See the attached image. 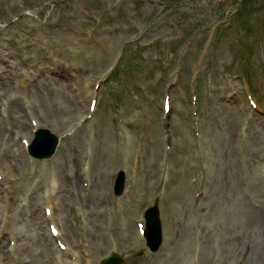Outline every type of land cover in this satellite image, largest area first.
Masks as SVG:
<instances>
[{"label":"rangeland","instance_id":"374dc122","mask_svg":"<svg viewBox=\"0 0 264 264\" xmlns=\"http://www.w3.org/2000/svg\"><path fill=\"white\" fill-rule=\"evenodd\" d=\"M242 1L0 0V18L13 13L0 21V264H53L45 256L51 242L58 246L49 207L33 190L40 184L44 195L53 179L63 221L67 195L76 199L86 184L97 189L88 206L98 202L101 216L84 211L95 217L92 233L80 241L66 227L65 237L79 241L81 264H93L83 257L87 239L94 264L111 249L126 254L138 246L143 250L123 264H264V190L253 183L264 178V0L248 9ZM69 59L81 67L66 78ZM14 98L22 106L11 110L7 99ZM166 100L171 111L163 110ZM38 127L62 137L51 158L29 154ZM90 139L97 152L83 168L80 145ZM122 145L125 188L135 176L132 197L142 196L130 209L114 193L116 174L102 168ZM132 145L137 155L128 154ZM104 183L111 194L101 190ZM155 200L165 236L150 253L141 229Z\"/></svg>","mask_w":264,"mask_h":264},{"label":"bare ground","instance_id":"6f19581e","mask_svg":"<svg viewBox=\"0 0 264 264\" xmlns=\"http://www.w3.org/2000/svg\"><path fill=\"white\" fill-rule=\"evenodd\" d=\"M12 14L13 13H8L7 14L8 16L6 15L5 20H2L0 18V21L7 22V21L11 20L13 18ZM53 46H54L55 49L61 48V43L58 41L56 44L53 43ZM7 55L10 56L9 53ZM69 58H71V57L69 56ZM0 60H1V57H0ZM69 61H70V65L69 66L67 64L68 62H65V65L67 67L66 71L68 72V73L67 72L64 73L66 78H68L70 76L69 72L72 71L73 68L79 69V67H81L80 64L77 63V61H74V59H69ZM178 70H180V67H179ZM65 77L63 75L62 79H66ZM172 78H173V82H175L176 79H178V74L177 73L173 74ZM59 79H61V78H59ZM232 87L235 88V86L233 84H232ZM71 89H73V91H74L72 93L73 95H76V96L79 95V88L77 86L73 85L71 87ZM81 91L82 90H80V93H81ZM7 92H8V90L6 91V93ZM92 98L93 97H91L90 99H92ZM7 101H8L9 106L11 107V110H13L15 105H17L19 103L22 106V103L20 102V100L18 98H14L13 100L12 99L11 100L7 99ZM163 107H164V104H163ZM7 108H8V106H7ZM19 109L20 108H18V111H19ZM90 113H91L90 110L86 111V114H90ZM15 114H16L15 111H12V122L13 123L16 122V120L14 119ZM54 115L57 116L58 114L54 113ZM23 126H25V125H23ZM52 132H53L54 135H57V134H55V132L53 130H52ZM57 136H59V135H57ZM60 138H62V137H60ZM26 141L28 143L29 140H26ZM126 143L127 144H131V139L126 140ZM91 144H92V141L90 139L89 141L86 140L85 143L82 142V144L80 145V151H81V154H82V160L84 161V164L82 166L83 168H85L86 165H89V167H90V162H91L92 158L95 157V154L97 152L96 141L92 145ZM48 146H49V144L47 143V144H45L44 147H41V150L36 151V152H33V149H32V154L34 156H37V157H42L43 154L48 150L47 149ZM136 148H137V150H136ZM136 148H135V145H132L130 147V151H129L128 154H133L136 151V155H137L139 153V151H140V148H139V146H136ZM63 151H64V148L62 146L60 154ZM126 155L127 154L124 151L123 145L118 149V155H115V153H113V152H108V157H107V159L104 160L102 168L104 170H106L107 172H113L115 174H118L120 171H123L125 173L126 172V168H128V166H129L127 164L128 160H127V156ZM121 157H123V160L120 159ZM202 157L206 158V156L205 157L202 156ZM61 158H62V154L58 155L56 157L55 161L53 160L54 161V165H56L55 162L61 160ZM253 161H254V163L256 162V160H254L253 157H252V162ZM50 165H52V163ZM112 180H113V178H112ZM257 182L258 183H261V182L263 183V190H264V178L261 175H259L258 179H253V183H257ZM111 186H112V184L109 183V185L106 187V185L104 183L103 189H101V190H105L106 192L108 191V193L111 194V192H112ZM135 186H137V180L135 179V176H133V184L130 186V188L128 186L127 188L123 189V192H122V195H121L122 196L121 199H124V205H126L127 209H130L132 207H138L140 205L139 203L142 200L141 199V197H142L141 195H136L135 197H132L133 195L137 194L135 192V188H136ZM58 187H60V186L58 185ZM56 188H57V183H56V180L53 179L52 181H49V184L46 185L47 195L46 194L41 195L38 192L39 189H40V184H36L33 187V190L37 193V198H35V199L39 203H42L43 198H45L46 199L45 202L50 205L51 213L46 218L55 221L59 225L58 229H59V237L60 238L63 237V233H64L65 226H66L67 228H69V233H70V235H72V237L74 239H78L80 241L81 240H85V238L92 233V228L93 227H90L89 223L97 215L101 216V213H102L99 210V207L97 206L98 202H95L96 204L94 206H88L90 199L93 198V192H97V189H95L93 187H89L88 184H86L85 188L81 189L80 194L78 195V197H76V199H73V197L68 199V195H67L66 198L63 200V210L66 213L65 214V218L68 221L61 220L60 223H59V221L57 220V217L55 216V214L58 211V207L60 206V204L57 202V196L55 194ZM86 190H87V192H86ZM100 191L98 192V194H100ZM82 196H83V198H82ZM87 206H88V208H92L91 212L94 213L95 217H92V216H91L92 218L86 217L84 211L87 208ZM122 206H123V204H121L118 207V212L122 208ZM31 214H32L33 218H37V220H39V221L42 220V217L40 216V212H38L36 215H34V213L31 211ZM71 214H73L74 216H71ZM1 219H2V216L0 217V222H1ZM85 223H87V224H85ZM71 225H72V229L70 228ZM81 228H83L85 231L84 232L80 231ZM109 230L113 233V235L118 233L117 229H115V227L113 225L109 226ZM88 231H89V233H88ZM95 232L97 233L96 235H98L100 237H102V235H104V238L106 240H108V242H106V243L110 244L111 241H110V238L107 237V235H105L104 233L102 234V232H100V231H95ZM3 239H4V236L1 235V232H0V248H1V245L3 243ZM78 240L77 241H73V240L67 239L65 237V241H64V243H65L64 248L65 249H62V247L55 246L53 244V242H51L52 247L50 249V252L45 254V256L47 257L49 263L53 262V264H81L80 263L81 254L79 253V250H80L79 246L80 245L78 244V242H79ZM92 241H93V244L95 245L94 249H96V251H94V254H95L98 251V249H99V243H98L97 239H95V240L92 239ZM90 243L91 242L89 241V239H87V245H85L86 255L85 256L82 255V256L87 260V262H90V263L94 264V261H95L94 258L93 257H91V258L87 257V254L89 253V251L92 250V248L90 246ZM104 243L105 242L101 241L100 246L103 245ZM146 245H147V252L155 253V252H153V246L152 245L148 244L147 242H146ZM122 246H124V247H122L123 249L129 247L127 243H123ZM111 250H115V249H111ZM142 250H143V248L138 246L134 250H132V252H130V253L123 254V253H119V252H114V254L116 255L117 259H116V261L113 264H123V263H125L127 261L128 257H130V256H132L134 254H138ZM159 259H160V257H159ZM31 261H32L33 264H43L42 261L40 260V258L39 259L33 258ZM110 264H112V263H110Z\"/></svg>","mask_w":264,"mask_h":264},{"label":"water","instance_id":"95a60500","mask_svg":"<svg viewBox=\"0 0 264 264\" xmlns=\"http://www.w3.org/2000/svg\"><path fill=\"white\" fill-rule=\"evenodd\" d=\"M41 134H42V136H40V138L34 143V148L36 149V151H39V150H41V147H44L45 144L48 143L49 144V146L47 148L48 150L43 155L49 154L47 152L52 147V144H53V148L56 144V141L54 140L55 138L49 132H46V131H42ZM148 217H149V228H148L147 233H149V235H150L149 238L153 242V243H151V245L153 246V248H156L159 244V241H160L159 240L160 239V231H159L160 224H159V220H158V214L156 211L155 212L151 211L149 213ZM111 260H115V258L113 257ZM110 263H112V262L110 261L109 264Z\"/></svg>","mask_w":264,"mask_h":264},{"label":"trees","instance_id":"16d2710c","mask_svg":"<svg viewBox=\"0 0 264 264\" xmlns=\"http://www.w3.org/2000/svg\"><path fill=\"white\" fill-rule=\"evenodd\" d=\"M249 1H247V3H248ZM247 5H249V4H247Z\"/></svg>","mask_w":264,"mask_h":264}]
</instances>
